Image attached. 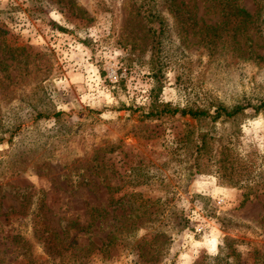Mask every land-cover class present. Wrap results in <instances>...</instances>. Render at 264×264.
I'll return each instance as SVG.
<instances>
[{
  "label": "rangeland",
  "instance_id": "obj_1",
  "mask_svg": "<svg viewBox=\"0 0 264 264\" xmlns=\"http://www.w3.org/2000/svg\"><path fill=\"white\" fill-rule=\"evenodd\" d=\"M230 1L0 0V264H264V5Z\"/></svg>",
  "mask_w": 264,
  "mask_h": 264
},
{
  "label": "trees",
  "instance_id": "obj_2",
  "mask_svg": "<svg viewBox=\"0 0 264 264\" xmlns=\"http://www.w3.org/2000/svg\"><path fill=\"white\" fill-rule=\"evenodd\" d=\"M258 5L263 6L264 5V0H256ZM222 5L224 6V10L227 12L228 17H237V18H241L242 22H246L247 20H249L251 18V14L248 13V11H246L244 8H240L236 5H232L230 0H222ZM233 8H235V12L233 11ZM158 19H160V16L153 12L150 9L149 12V16H148V23L151 25V27L154 28V32H153V43L154 41H156L159 44V47L162 44V40H161V26H160V32L158 33L157 31H155V28L157 27V23H160V21H158ZM159 47L157 48L156 51L159 50ZM215 106V110H214V114L210 113L209 111L202 109V108H181V107H177V106H172L169 103H160L157 102L156 100H153L151 105H150V111L147 114L148 117H153V118H159L160 116H177L180 115L182 117H189L192 119H211L213 122L218 121L219 119H231L234 118L236 116H238L239 114H243L250 106V104H237L233 107H226L224 105L221 104H217L214 105ZM253 109L255 110V112H259L261 109L264 108V101H262L260 104L258 105H254L252 106ZM63 112H53V117H60V115H62ZM41 116L38 114V117ZM50 114L45 115V117H50ZM13 128L15 130H18V126L11 125L9 128H5V130L3 131V133L9 132L11 131L12 134ZM3 136L0 137V143L3 140ZM212 137L209 134H203L200 135V139L199 141L196 143V149L198 154H203L204 153H208L211 152L213 150V144H212ZM245 197V196H244ZM247 199L244 198L243 202H246ZM110 227V226H108ZM115 230H112L111 232H114ZM60 253V252H59ZM61 255V253H60Z\"/></svg>",
  "mask_w": 264,
  "mask_h": 264
}]
</instances>
